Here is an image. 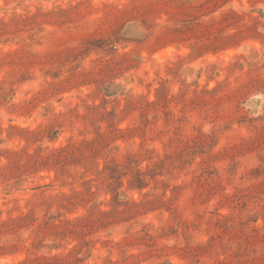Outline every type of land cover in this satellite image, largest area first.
I'll list each match as a JSON object with an SVG mask.
<instances>
[{
	"label": "rangeland",
	"instance_id": "374dc122",
	"mask_svg": "<svg viewBox=\"0 0 264 264\" xmlns=\"http://www.w3.org/2000/svg\"><path fill=\"white\" fill-rule=\"evenodd\" d=\"M0 264H264V0H0Z\"/></svg>",
	"mask_w": 264,
	"mask_h": 264
}]
</instances>
